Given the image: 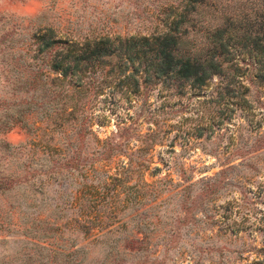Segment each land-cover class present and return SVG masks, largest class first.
Masks as SVG:
<instances>
[{
  "label": "rangeland",
  "instance_id": "374dc122",
  "mask_svg": "<svg viewBox=\"0 0 264 264\" xmlns=\"http://www.w3.org/2000/svg\"><path fill=\"white\" fill-rule=\"evenodd\" d=\"M194 6L0 0V264H264V97L254 77L214 76L202 89L167 79L115 102L107 93L89 113L93 133L79 136L56 125L61 108L25 112L26 98L49 95L26 94L42 29L83 43L186 20L177 29L192 37L264 15V0ZM97 138H111L112 156Z\"/></svg>",
  "mask_w": 264,
  "mask_h": 264
},
{
  "label": "trees",
  "instance_id": "16d2710c",
  "mask_svg": "<svg viewBox=\"0 0 264 264\" xmlns=\"http://www.w3.org/2000/svg\"><path fill=\"white\" fill-rule=\"evenodd\" d=\"M191 1L195 9L200 0ZM185 22L179 21L173 26L176 30L161 34L107 36L83 43L60 39L53 29H42L33 37V61L38 65L37 71L30 67L26 94L42 88L49 95L26 98L25 112H34L39 105L53 107L54 111L61 108L57 126L75 131L77 136L86 130L92 134L89 113L100 101L98 97L110 93L115 102L114 94L123 92L131 99L167 79L202 89L214 76L232 77L229 81H238L244 75L254 77L256 80L250 81L257 86L262 101L264 15L245 25L228 19L222 27L192 37L177 29ZM39 81L41 85H37ZM90 93L94 95L89 98ZM110 140L97 138L103 148L100 151L107 157L116 151L115 147L107 151Z\"/></svg>",
  "mask_w": 264,
  "mask_h": 264
}]
</instances>
